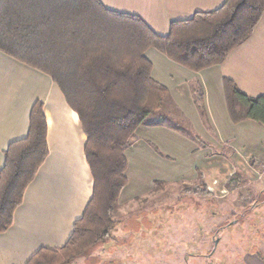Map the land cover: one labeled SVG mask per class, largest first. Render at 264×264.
<instances>
[{"label": "trees", "instance_id": "16d2710c", "mask_svg": "<svg viewBox=\"0 0 264 264\" xmlns=\"http://www.w3.org/2000/svg\"><path fill=\"white\" fill-rule=\"evenodd\" d=\"M263 14L264 0H226L218 9L172 22L163 36L140 16L110 10L100 0H0V50L58 84L87 135L85 154L94 178L93 196L66 244L39 249L27 264H69L110 236L114 208L129 181L126 150L168 95L152 76L146 50L155 47L200 71L224 62L252 36ZM224 93L233 123L254 120L264 126V95L250 96L230 78H224ZM48 153V122L37 101L28 134L5 152L0 232L12 225Z\"/></svg>", "mask_w": 264, "mask_h": 264}, {"label": "rangeland", "instance_id": "374dc122", "mask_svg": "<svg viewBox=\"0 0 264 264\" xmlns=\"http://www.w3.org/2000/svg\"><path fill=\"white\" fill-rule=\"evenodd\" d=\"M162 78L177 95L181 77ZM196 93L192 101L165 98L137 129L110 236L69 264H242L247 253L264 256V126L235 124L224 102Z\"/></svg>", "mask_w": 264, "mask_h": 264}, {"label": "crops", "instance_id": "0c3cea01", "mask_svg": "<svg viewBox=\"0 0 264 264\" xmlns=\"http://www.w3.org/2000/svg\"><path fill=\"white\" fill-rule=\"evenodd\" d=\"M100 1L110 10L140 16L154 32L163 36L170 32L172 22L190 19L197 12L218 9L226 2ZM145 54L148 58L149 55L155 56L162 65L160 72L153 64L152 76L156 81L164 83L162 77L166 76L170 81L175 77L178 82L180 77L182 79L176 88L178 94L168 93V101H172L173 96L192 101L198 90L211 105L215 100L220 105L223 102L226 105L224 78L235 81L250 96L264 95V14L252 36L234 48L224 62L200 71L173 61L155 47L148 48ZM37 101L44 104L49 153L26 188L23 201L14 212L12 225L0 232V264H27L41 248L64 246L73 232L75 221L82 217L93 196L94 178L85 154L87 135L78 113L68 104L62 90L48 73L2 50L0 171L5 164V152L10 143L28 134L31 110ZM211 111L215 119V112ZM212 132L217 136L215 131ZM224 140L220 138V142ZM256 207H259V203ZM242 264H264V256L260 258L247 253L242 258Z\"/></svg>", "mask_w": 264, "mask_h": 264}]
</instances>
